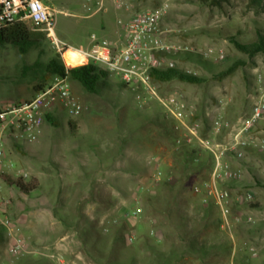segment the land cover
Returning a JSON list of instances; mask_svg holds the SVG:
<instances>
[{"label":"rangeland","instance_id":"374dc122","mask_svg":"<svg viewBox=\"0 0 264 264\" xmlns=\"http://www.w3.org/2000/svg\"><path fill=\"white\" fill-rule=\"evenodd\" d=\"M96 1L51 0L63 11L57 15L58 34L76 46H89L93 33L120 43L132 15L168 4L162 21L166 42L187 49L166 55L174 67L204 81L157 82L158 89L187 101L192 117L202 119L205 137L225 145L232 142L233 132L250 116L264 90V53L250 57L231 38L250 43L258 32L264 34V0H125L121 5L104 0L106 10L100 11ZM187 52L200 55L201 61L188 59ZM53 54L47 37L26 54L12 46L0 47V103L29 97ZM238 61L242 63L234 72L224 74ZM121 83L110 74L102 94H93L71 82L83 107L80 115L56 107L45 114L36 141L7 138L5 160L14 165L3 174L25 182L37 178L39 185L25 194L5 179L2 182V201L21 228L25 248L11 254L0 226V264H163L158 256L167 255L176 240L174 232L183 229L163 226V215L151 198L165 193L164 184L177 182L183 184L179 198L186 202V226L207 251L189 254L175 264H264V187L256 179L264 180V125L242 133L243 157L232 153L227 157L231 169L239 172L223 182L232 196V226L227 228L216 204L194 191L211 167L210 155L185 141L158 102L147 96L138 99ZM217 116L230 127L215 132L211 122ZM68 120L77 123L75 133ZM185 149L196 150L188 172L179 157L174 167L175 156ZM154 156L163 164L161 183L153 179ZM59 157L67 161L75 182H50L53 159ZM119 168L122 182H114V169L118 178ZM41 169L48 172L42 182Z\"/></svg>","mask_w":264,"mask_h":264},{"label":"built area","instance_id":"2783aa9c","mask_svg":"<svg viewBox=\"0 0 264 264\" xmlns=\"http://www.w3.org/2000/svg\"><path fill=\"white\" fill-rule=\"evenodd\" d=\"M116 1L121 5L125 0ZM104 8V0H97L96 11ZM167 12L168 4L164 3L158 8L135 13L125 25L126 37L122 43H110L93 33L89 46H76L57 32V15L63 13L62 10L43 0H0V29L29 18L33 21L34 28L45 34L66 70L89 63L103 66L135 91L138 99L145 100L147 96L158 102L166 116L183 132L185 141L196 143L210 155L211 168L206 177L195 185L194 191L216 204L224 225L230 228L232 196L223 182L237 177L239 172L231 169L227 157L230 153L237 158L243 157L246 141L241 139L242 133L264 125V90L254 102L250 116L240 122L241 127L233 132L232 142L220 144L203 136L202 119L192 117L187 101L176 94H162L153 80L154 70L174 67L175 64L167 53L187 49L186 46H172L166 42V30L162 27V21ZM259 81H262L261 77ZM56 107H63L74 117L82 113V104L73 93L68 73L53 76L32 99L0 106V191L4 182V170L14 165L5 160L7 138L17 142L36 141L42 133L45 114ZM211 125L215 132L230 127L229 122H225L220 116L215 117ZM151 163L153 179L161 183L164 171L160 158L154 156ZM5 204L0 194V226L5 228L9 252L18 255L25 248V238L21 228L8 215Z\"/></svg>","mask_w":264,"mask_h":264},{"label":"trees","instance_id":"16d2710c","mask_svg":"<svg viewBox=\"0 0 264 264\" xmlns=\"http://www.w3.org/2000/svg\"><path fill=\"white\" fill-rule=\"evenodd\" d=\"M232 42L237 49L246 53L250 57L255 56L258 53H264V34L258 32L255 41L250 43H242L235 38H231ZM46 41L45 34L41 31H33L29 29L25 21L10 23L6 27L0 29V47L12 46L18 49L22 54H26L31 50L40 47ZM187 58L193 59L195 61H201V56L195 53L187 52ZM241 61L236 62L224 74H229L234 72L237 67L240 66ZM42 77L38 78V81L33 86L34 94L42 89L53 76L55 75H69L70 81L80 84L87 92L93 94H102L105 86L107 85V80L110 73L100 65L96 64H85L73 67L66 70L63 65L61 58L55 52L49 59L43 64ZM153 80L157 82H170L173 80H181L189 83L199 84L204 81V78L198 76L193 72H187L179 67H169L162 68L159 70H154L152 73ZM121 86L126 87L127 85L121 83ZM53 112V111H50ZM50 118V115H46ZM68 124L72 133H75L78 126L73 120H68ZM174 127H172L173 129ZM204 136V135H203ZM196 150L185 149L175 156L174 167L177 165V157H179V162H182L184 166V171L188 172L190 170L191 161L195 158ZM184 156L181 158V156ZM211 168V167H210ZM209 168V170H210ZM208 170V171H209ZM208 173V172H207ZM4 179L11 185H13L18 191L25 194H31L38 188L39 182L37 178H34L30 182L23 181L22 178H13L10 175L3 174ZM258 180L257 183L264 187V180L256 176ZM165 193L158 196H153L151 198V203L155 207V210L163 215V226H170L173 228L181 227L183 230L174 232L175 241L172 244V248L163 257L161 254L159 259L164 261L163 264H175L180 259L186 257L189 254L194 253H206L207 249L204 243L201 242L194 230H191L186 226V202L179 198V194L183 189V184L180 182L164 184ZM160 204V207L155 206ZM175 206V207H173ZM175 214V215H174ZM178 229V228H177ZM2 234L0 232V240ZM149 240H147L148 242ZM149 243V248L154 247ZM177 243V244H175Z\"/></svg>","mask_w":264,"mask_h":264},{"label":"crops","instance_id":"0c3cea01","mask_svg":"<svg viewBox=\"0 0 264 264\" xmlns=\"http://www.w3.org/2000/svg\"><path fill=\"white\" fill-rule=\"evenodd\" d=\"M43 1L47 4L52 5L50 3L51 0H43ZM104 10H106V7L104 8ZM24 21L28 25L29 29H31L33 31H40V30L34 28V24H33V21L31 19L27 18ZM122 42H120V43H122ZM117 43H119V42H117ZM73 87H74V84H73ZM29 95H30L29 97H26L22 100L11 101V102H7V101L1 102L0 106L11 105V104H15V103H18V102H21L24 100L32 99L36 95V93L34 94L33 91H30ZM16 98L19 99L20 97L17 95ZM53 161L55 163L52 164L53 166L51 168L50 182H75L74 177H72V175L70 174L71 169L69 168L68 163H67V161H65V159L59 157L57 160L53 159ZM116 172H117L116 169H114V182H122L121 169L120 168L118 169V172H119L118 178L116 176ZM38 178L40 179V182H42V178H45V179L48 178V172L46 170L41 169L40 174L38 175ZM58 192H59V190H58Z\"/></svg>","mask_w":264,"mask_h":264}]
</instances>
